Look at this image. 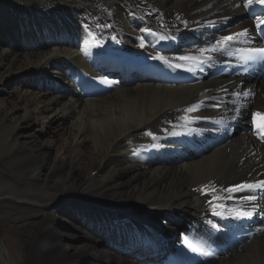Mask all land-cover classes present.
I'll use <instances>...</instances> for the list:
<instances>
[{"label":"bare ground","instance_id":"1","mask_svg":"<svg viewBox=\"0 0 264 264\" xmlns=\"http://www.w3.org/2000/svg\"><path fill=\"white\" fill-rule=\"evenodd\" d=\"M246 2L0 0V162L33 181L0 194V264H23L5 229L35 218L30 264H264L260 197L232 194L223 218L196 190L264 179V149L227 125L264 112V81L232 106L241 82L210 77L224 51L194 73L152 59L188 64L176 58L219 49L224 36H234L227 47L246 40L235 34L264 20L248 16L264 4ZM228 210L252 212L263 233L225 254L227 225L251 219Z\"/></svg>","mask_w":264,"mask_h":264},{"label":"snow or ice","instance_id":"2","mask_svg":"<svg viewBox=\"0 0 264 264\" xmlns=\"http://www.w3.org/2000/svg\"><path fill=\"white\" fill-rule=\"evenodd\" d=\"M253 0H247V2L245 3V7H249L252 4ZM257 3L260 4H264V0H256ZM264 24V20L262 19H258L256 22V27L257 29L264 31V28H261V25ZM152 35H156V33H151ZM247 34H248V30L245 29L241 32H238L235 34V37H244L247 38ZM89 37H91V39L93 41H95V36H93V34L91 32L88 33ZM160 40H164L165 37L164 36H159ZM231 42H234V36H224L221 38L220 41L217 42L218 45H221V47L218 49L216 46H210L208 48H202L199 50L200 55L199 56H179L176 58L177 61H184V62H191V63H176V62H172L168 59H166L163 56H153L152 59L154 60H158L161 63L165 64L166 66H168L169 68H173V69H182L184 71L187 72H192L194 73L197 68L201 65H203L206 61L211 60L212 57L211 56H206V53H213L216 51H225L226 48L224 46L230 45ZM140 47L144 48L145 44L143 42V40H141L140 43ZM257 53L264 55V49H256L255 50ZM243 95L245 97H248L250 95V93H243ZM202 105L201 104H193L190 107H187L185 109H183V111L187 114V113H193L195 111H198L200 109ZM185 119H188L187 116L184 117ZM259 118V119H257ZM253 125L255 128V133L257 135L258 139H261L262 141H264V114L262 113H254L253 114ZM146 135L150 136L153 140L156 139L155 135L152 132H146ZM173 135H175V133H173ZM197 191H200L201 194L203 195H209L211 196V199L208 201V204L211 208V211L213 213V215L215 216H222L224 214L223 211H220L218 209H224L225 205L224 203H221V201H226V200H234L236 199V197H234L232 194L234 193H249L248 195H245L243 197H240V199L242 201H246V202H255L257 200V196L255 195V193L257 191H264V179H260L256 182H245V183H237L232 187H228L224 190H220L217 189L214 185H204L203 187H201L200 189H196ZM220 191H226L229 195L228 196H222L219 194ZM231 212H234L235 216L237 218L239 217H247V218H251L253 213L252 212H248V211H240V210H228ZM212 228H216L217 225L216 224H212L211 225ZM185 246L189 247L192 251H198L197 248H194L187 240L184 241Z\"/></svg>","mask_w":264,"mask_h":264},{"label":"rangeland","instance_id":"3","mask_svg":"<svg viewBox=\"0 0 264 264\" xmlns=\"http://www.w3.org/2000/svg\"><path fill=\"white\" fill-rule=\"evenodd\" d=\"M85 117L86 119L88 118L87 114ZM48 137L50 138V134ZM15 182H19L22 186H30L33 184V181L18 179L12 173L7 171V169H5V167L0 162V194ZM39 227L40 219L35 218L30 221V224L27 228H22L17 232H11L10 228L5 229L6 243L9 246H12V248H18L20 251H22V257L24 260L23 264H30L29 249L35 235L39 230Z\"/></svg>","mask_w":264,"mask_h":264}]
</instances>
